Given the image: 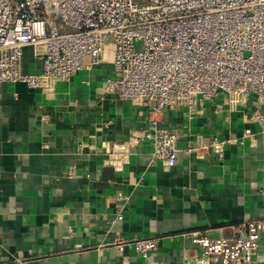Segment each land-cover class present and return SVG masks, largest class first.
<instances>
[{
    "label": "crops",
    "instance_id": "crops-1",
    "mask_svg": "<svg viewBox=\"0 0 264 264\" xmlns=\"http://www.w3.org/2000/svg\"><path fill=\"white\" fill-rule=\"evenodd\" d=\"M21 70H41L31 46ZM113 75L106 50L46 90L0 83V264H214L201 262L188 233L228 237L264 218V147L244 120L252 97L235 103L220 92L193 114L162 112L159 125L180 136L166 167L142 136L147 110L105 90ZM188 143L198 148L185 153ZM140 237L158 238L145 256L132 243ZM258 243L252 264H264V233Z\"/></svg>",
    "mask_w": 264,
    "mask_h": 264
},
{
    "label": "built area",
    "instance_id": "built-area-1",
    "mask_svg": "<svg viewBox=\"0 0 264 264\" xmlns=\"http://www.w3.org/2000/svg\"><path fill=\"white\" fill-rule=\"evenodd\" d=\"M26 46L41 60L39 72L21 70ZM108 47L114 75L105 90L147 110L141 133L151 160L171 167L180 152L179 134L158 123L162 112L193 114L220 92L235 103L252 97L256 107L244 120L258 126L264 147V0H0V83L46 90L93 68ZM244 134L255 133L246 127ZM197 148L188 143L183 151ZM115 198L126 197L118 191ZM262 233L264 218L241 222L228 237L188 235L201 262L252 264ZM157 239L132 243L145 256Z\"/></svg>",
    "mask_w": 264,
    "mask_h": 264
},
{
    "label": "rangeland",
    "instance_id": "rangeland-1",
    "mask_svg": "<svg viewBox=\"0 0 264 264\" xmlns=\"http://www.w3.org/2000/svg\"><path fill=\"white\" fill-rule=\"evenodd\" d=\"M106 50H111V47H108Z\"/></svg>",
    "mask_w": 264,
    "mask_h": 264
}]
</instances>
